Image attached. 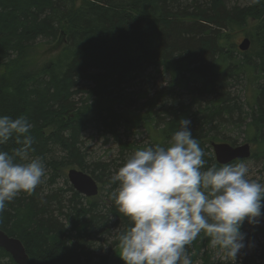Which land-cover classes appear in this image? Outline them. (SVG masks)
Returning a JSON list of instances; mask_svg holds the SVG:
<instances>
[{"label": "trees", "instance_id": "trees-1", "mask_svg": "<svg viewBox=\"0 0 264 264\" xmlns=\"http://www.w3.org/2000/svg\"><path fill=\"white\" fill-rule=\"evenodd\" d=\"M61 34L59 54L37 70L1 73ZM240 35L250 40L246 51ZM235 84L250 100L234 95ZM78 95L94 101V114L63 121V112L80 109ZM3 116L32 124L28 158H42L45 176L32 195L6 202L0 229L21 241L28 264H109L104 253L131 224L110 199L118 187L111 177L135 150L169 146L183 119L204 152L202 171L223 166L211 142L264 143V0L230 8L224 0H0ZM244 125L247 141L237 143L228 134ZM81 134L102 137L110 158L89 162ZM16 147L10 138L0 151ZM71 167L92 176L104 200L77 193L65 177ZM1 260L15 264L2 249Z\"/></svg>", "mask_w": 264, "mask_h": 264}, {"label": "clouds", "instance_id": "clouds-1", "mask_svg": "<svg viewBox=\"0 0 264 264\" xmlns=\"http://www.w3.org/2000/svg\"><path fill=\"white\" fill-rule=\"evenodd\" d=\"M190 123L180 121L167 147L135 150L111 177L118 187L110 199L131 222L117 237L125 264H191L186 246L201 233L222 259L235 264L244 247L241 224L258 223L264 185L248 177L243 162L202 171L204 152ZM31 128L27 117H0V144L14 138L19 145L11 153L0 151V212L19 193L32 195L45 176L42 158H28Z\"/></svg>", "mask_w": 264, "mask_h": 264}, {"label": "rangeland", "instance_id": "rangeland-1", "mask_svg": "<svg viewBox=\"0 0 264 264\" xmlns=\"http://www.w3.org/2000/svg\"><path fill=\"white\" fill-rule=\"evenodd\" d=\"M226 8H230L233 5L238 6H245L247 4V0H224ZM75 3L78 5L79 0H75ZM242 35L238 36L237 43L240 42L242 39ZM38 46L32 47L27 49L21 56V62L18 64H13L10 66L4 67L1 73L6 75L7 77L18 76L21 74H25L26 70L35 71L42 65L49 62L50 59L55 57L61 51L64 42L65 36L61 34L57 40L50 44H45L42 40L37 41ZM13 60V59H12ZM243 84H235L232 87L234 91V95L239 98V100H245L247 102L251 98V94L249 90H244L242 88ZM79 95L75 98L78 102L77 108L71 112L66 114V117L62 116L63 121L67 120L68 118L75 119V118H86L91 117L95 111V104L93 100H87L86 103L79 100ZM83 106H87L88 108H81ZM52 120H58L54 117ZM53 125L50 124L45 130V133H49L53 130ZM247 126L244 125L243 128H237L233 130L232 133L228 135L231 138H236L237 143H242L247 141L246 133ZM142 129H139L138 135L140 136L139 139H143L144 143H148V134L144 131L145 134L142 133ZM248 131V130H247ZM84 134V133H83ZM86 140L85 145L88 146L87 152H89L88 158L89 162L94 160H105L110 158V152L108 146L105 148L103 146V139L102 137L91 139L90 135H83ZM83 141V138H80ZM249 142V141H248ZM111 141H109V144ZM251 147V156L244 160H238L237 162L245 163L249 168L248 177L253 179L262 185H264V143L259 144V141L249 142ZM114 150L115 145H111ZM92 153V154H91ZM111 157H114L113 155ZM237 164V163H236ZM76 168V167H75ZM65 169V177H66V170ZM78 169V168H76ZM68 181V180H67ZM59 183L63 184V176H60ZM98 184V183H97ZM99 186V184H98ZM101 192V191H100ZM98 199H103V195L101 193L97 195ZM261 215L257 218L258 223H249L248 220H245L240 226V232L243 234V245L244 247L240 250L237 254V258L235 264H264V201L261 202ZM112 240L111 238L109 241ZM195 243V244H194ZM190 252L188 254L191 264H231V261H225L222 259V253L219 255L218 249H213L210 245V238L204 236L203 234L200 235L196 240L192 242L191 245H188ZM119 248L117 245L112 246L111 248L108 247V250L104 253L107 257V262L109 264H125V262L119 256ZM0 264H8L6 260H1Z\"/></svg>", "mask_w": 264, "mask_h": 264}, {"label": "water", "instance_id": "water-1", "mask_svg": "<svg viewBox=\"0 0 264 264\" xmlns=\"http://www.w3.org/2000/svg\"><path fill=\"white\" fill-rule=\"evenodd\" d=\"M249 43L250 40L247 37L242 38L238 44L239 50L246 51ZM210 146L219 165L247 159L251 154L249 143L232 145L226 142H211ZM66 178L77 193L85 197H93L98 194L99 187L97 182L86 172L71 167L66 170ZM0 249L6 252L15 264L29 263L28 255L21 241L16 237L8 236L2 230H0Z\"/></svg>", "mask_w": 264, "mask_h": 264}, {"label": "bare ground", "instance_id": "bare-ground-1", "mask_svg": "<svg viewBox=\"0 0 264 264\" xmlns=\"http://www.w3.org/2000/svg\"><path fill=\"white\" fill-rule=\"evenodd\" d=\"M241 40H242V39H241ZM241 40H240V42H241ZM240 42H239V43H240ZM239 43H238V44H239ZM237 46H238V45H237ZM249 47H250V43H249ZM249 47H248V49H249ZM238 49H239V48H238ZM248 49H247V50H248ZM236 145H238V144H236ZM0 230H2V229H0ZM2 231H4V230H2ZM4 232H5V231H4ZM5 233H6V232H5ZM6 234H7V233H6ZM7 235H8V234H7ZM8 236H9V235H8ZM26 254H27V253H26Z\"/></svg>", "mask_w": 264, "mask_h": 264}, {"label": "flooded vegetation", "instance_id": "flooded-vegetation-1", "mask_svg": "<svg viewBox=\"0 0 264 264\" xmlns=\"http://www.w3.org/2000/svg\"><path fill=\"white\" fill-rule=\"evenodd\" d=\"M251 148V147H250ZM251 152V151H250ZM99 189V188H98ZM98 192H99V190H98Z\"/></svg>", "mask_w": 264, "mask_h": 264}]
</instances>
